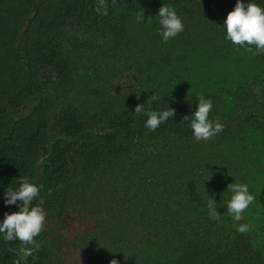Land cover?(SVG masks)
Returning a JSON list of instances; mask_svg holds the SVG:
<instances>
[{
  "label": "trees",
  "instance_id": "obj_1",
  "mask_svg": "<svg viewBox=\"0 0 264 264\" xmlns=\"http://www.w3.org/2000/svg\"><path fill=\"white\" fill-rule=\"evenodd\" d=\"M235 2L0 0V219L22 178L46 214L24 264H264V53L224 38ZM161 4L184 26L167 43ZM200 97L223 128L197 142L183 117ZM138 103L174 117L149 131ZM232 182L254 197L239 222ZM23 247L0 237V264Z\"/></svg>",
  "mask_w": 264,
  "mask_h": 264
},
{
  "label": "clouds",
  "instance_id": "obj_2",
  "mask_svg": "<svg viewBox=\"0 0 264 264\" xmlns=\"http://www.w3.org/2000/svg\"><path fill=\"white\" fill-rule=\"evenodd\" d=\"M95 11L100 15H107L106 0H97ZM154 17L158 18L157 32L164 43L183 31L182 20L171 5L161 4ZM136 22H144L143 11L138 12ZM221 25L225 32L224 38L233 45L244 48L246 51H253L252 46H254V54L264 53V8L255 0H236L234 7L227 13ZM150 97L152 101L160 99L155 95V92ZM211 108L212 101L200 97L196 101L195 110L183 117L188 122L192 136L197 142L208 141L222 131V124L209 118ZM133 112L146 116L144 127L149 131H154L161 123L174 117V110L169 106L167 109L154 110L150 105L144 107L143 103H138ZM0 185H2V181H0ZM14 186V188L8 186L4 191V203L10 205L17 204L19 201L18 210L4 213L3 219H0V237L5 242L16 240L25 245L21 249L22 264H24V261L32 256L33 251L38 248L34 237L41 232L46 214L41 206L42 202L33 203L39 197L38 185L28 178H22ZM227 189L231 195L223 205L226 206V212L232 220L239 222L243 219L242 213L254 197L245 183L232 182L227 185ZM206 207L209 219L219 222L220 213L217 211L216 201L213 197L207 201ZM235 228L239 233L248 231L246 223H237ZM109 264H119V262L113 258Z\"/></svg>",
  "mask_w": 264,
  "mask_h": 264
}]
</instances>
